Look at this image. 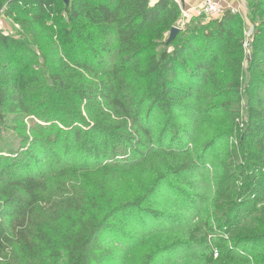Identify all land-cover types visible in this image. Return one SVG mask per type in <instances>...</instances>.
Wrapping results in <instances>:
<instances>
[{"label":"trees","instance_id":"1","mask_svg":"<svg viewBox=\"0 0 264 264\" xmlns=\"http://www.w3.org/2000/svg\"><path fill=\"white\" fill-rule=\"evenodd\" d=\"M245 4L247 19L226 11L221 18L194 17L181 29L182 13L175 0H0V14L22 27L32 25L46 39L54 59L49 62L44 50L40 57L55 74L45 75L54 86H61L52 90L33 66L35 52L27 40L0 31L1 122L7 115L41 116L45 109H35L43 100L52 107L62 105L52 114L53 121L36 124L38 136L29 140L30 147L51 143L56 150L65 136L71 143L68 150L78 144L90 149L92 156L116 144L140 156L162 150L167 140L171 148L163 164L154 169L150 185L127 204L114 199L106 180L91 181L78 196L63 193L52 200L48 178H16L10 169L0 168V264L13 251L26 256L16 264H106L112 250L103 239L115 230L117 215L145 205L161 181L192 168L174 152L189 135L184 131L187 122L192 123L189 130L202 116L224 105L212 104L221 95V67L227 74L222 82L229 83V93L223 97L242 90L248 95L250 125L239 132L243 151L264 152V0H245ZM249 23L253 32L247 56ZM176 27L180 31L169 42ZM9 59L16 62L14 68ZM67 93L85 110L65 102ZM181 117L187 118L183 124L178 123ZM45 119L41 116L40 121ZM155 120L161 123L155 125ZM55 130L57 139L52 141ZM230 131L236 135V128ZM96 137L103 141L101 145ZM238 149L232 147L233 157ZM24 154L34 158L30 149ZM254 165L257 172H264L263 161L257 159ZM27 166H20L21 171ZM224 168V180L208 207L214 219L224 211V202L234 203L225 190L228 166ZM6 218H11L8 223ZM231 235L236 243L258 241L264 239V227L237 228ZM161 241L148 242L138 264H154ZM260 261L264 264V255Z\"/></svg>","mask_w":264,"mask_h":264},{"label":"rangeland","instance_id":"2","mask_svg":"<svg viewBox=\"0 0 264 264\" xmlns=\"http://www.w3.org/2000/svg\"><path fill=\"white\" fill-rule=\"evenodd\" d=\"M245 14L242 16L247 19ZM0 31L27 40L35 52L36 65L33 66L44 74L52 90L61 89L57 84L54 86V82L45 75L50 71L51 76L55 73L51 64L43 62L40 53L44 50L51 62L54 59L52 49L32 25L22 27L1 13ZM245 31V48L247 56H250V38L253 32L250 23ZM26 58L29 59L30 56L27 55ZM8 65L14 68L16 62L9 59ZM246 66L245 61L244 69ZM219 70L221 95L212 104L224 105L202 116L198 125L189 130L187 126L192 123L187 122L184 131H188L189 135L181 149L174 152L188 160L192 168L183 174L171 175L168 182L161 181L156 193L145 205L117 215L115 230L103 239L112 250V258L106 264H138L147 248L146 244L158 240H162V249L157 253L154 264H262L260 260L264 255V239L236 243L231 233L237 228L264 227V172H257L258 168L254 165L257 159L264 162V152L260 149L256 155H248L243 151L239 132L245 131L250 125L248 95L244 92L246 90H242L233 97H223L225 93H229V83L222 82L227 75L225 68L221 67ZM64 75L67 74L62 73L63 78ZM181 82L184 84L182 87H188L186 81ZM67 94L65 102L84 109L78 99ZM190 96L195 94L191 93ZM190 98L188 103L193 104ZM57 104L52 107L43 100L37 104L35 111L45 109L41 114L46 117L44 122L40 121L41 116L34 118V115L17 114L7 115L4 122L0 121L1 170L10 169L16 178H48V195L52 200L63 193L78 196L86 184L95 180H106L114 199L119 200V203L127 204L135 196L142 194L152 182L154 169L163 164L165 153L171 150L168 140L162 150L158 148L155 152L148 151L141 156L138 152L127 150L124 144H116L114 147L111 145L108 149L102 147L100 152L103 153L93 156L90 149L78 144L74 150H68L67 146L71 143L64 140L65 136L56 150L51 149V143L46 147H30L29 140L38 136L34 131L36 124L46 126L47 122L53 121L52 114L62 105ZM225 106L228 108L224 109ZM84 113L87 114L86 111ZM186 120L187 118L181 117L178 123L183 124ZM160 123L157 120L154 122L155 125ZM231 128H236V135H230ZM56 133V130L52 133V141L57 139ZM96 143L101 145L103 141L96 137ZM233 146L239 147L235 157ZM257 147L259 149V145ZM28 149L34 158L24 154ZM26 164L27 168L24 172L21 171V167ZM225 164L228 166V178L223 182L227 195L233 197L234 203L224 202V211L214 219L208 207L216 197L219 181L224 180L222 174ZM18 165L21 167H17ZM68 169L77 173L64 174ZM62 178L65 180L61 181ZM10 219L5 220L8 223ZM17 255L14 251L13 254L6 253L3 264H16L19 258L26 257L25 254L15 257Z\"/></svg>","mask_w":264,"mask_h":264},{"label":"built area","instance_id":"3","mask_svg":"<svg viewBox=\"0 0 264 264\" xmlns=\"http://www.w3.org/2000/svg\"><path fill=\"white\" fill-rule=\"evenodd\" d=\"M175 2L180 6L182 17L181 21L179 22V28L183 29L186 25L191 21L192 15L185 11L181 0H175ZM237 13V11H233ZM224 15L223 9L218 5L217 0H204L202 6L197 10L195 16L202 17L207 20L213 18H221Z\"/></svg>","mask_w":264,"mask_h":264},{"label":"crops","instance_id":"4","mask_svg":"<svg viewBox=\"0 0 264 264\" xmlns=\"http://www.w3.org/2000/svg\"><path fill=\"white\" fill-rule=\"evenodd\" d=\"M204 0H181L185 11L196 17L197 10L202 6ZM218 5L226 11H237L241 14L246 13L245 0H217Z\"/></svg>","mask_w":264,"mask_h":264},{"label":"water","instance_id":"5","mask_svg":"<svg viewBox=\"0 0 264 264\" xmlns=\"http://www.w3.org/2000/svg\"><path fill=\"white\" fill-rule=\"evenodd\" d=\"M69 0H66V2H68ZM180 29L179 28H173L170 32V35H169V42H172L176 36L178 35Z\"/></svg>","mask_w":264,"mask_h":264}]
</instances>
